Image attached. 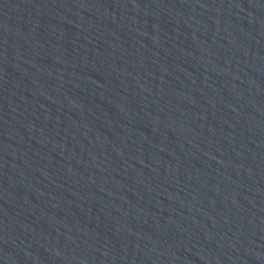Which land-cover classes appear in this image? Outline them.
I'll use <instances>...</instances> for the list:
<instances>
[{
	"label": "water",
	"instance_id": "obj_1",
	"mask_svg": "<svg viewBox=\"0 0 264 264\" xmlns=\"http://www.w3.org/2000/svg\"><path fill=\"white\" fill-rule=\"evenodd\" d=\"M0 264H264V0H0Z\"/></svg>",
	"mask_w": 264,
	"mask_h": 264
}]
</instances>
